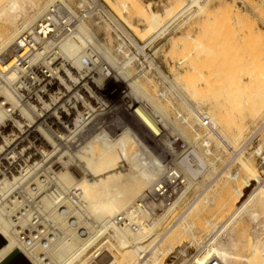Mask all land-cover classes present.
<instances>
[{
  "label": "bare ground",
  "instance_id": "6f19581e",
  "mask_svg": "<svg viewBox=\"0 0 264 264\" xmlns=\"http://www.w3.org/2000/svg\"><path fill=\"white\" fill-rule=\"evenodd\" d=\"M37 1L9 0L3 4L1 3L2 1L0 2V77H6V74L3 73L6 72L8 68L16 64L13 52L16 50L17 40L21 34L26 31H30L38 24L41 25L40 30L45 36L47 32H54L51 38L46 37L47 40L43 43L42 51H38L35 55L32 54L30 59L31 64L36 65L40 58L44 55H48V62L46 60L43 63L46 65V68L49 69L50 77L52 78L53 83L52 80L48 81L47 90L44 91L46 93L44 97L45 100L44 102L40 101L41 108L38 111L45 114L46 128H43L40 125L33 126L34 119H32L33 117L31 111L32 108L35 109L37 106L27 107L23 104H18L19 101L16 99L12 91L14 89L10 83V80H13L16 77V71L14 73V70H9L7 73L10 74V77L7 79L5 78V82L0 86V98H3L5 104L9 105L12 110H17L19 114L17 118H9L10 114L7 112L6 108L0 104V129L2 134L5 135L2 137V141H0V237H3L6 241L0 248V264H9L11 259L16 258L14 256L16 253H20L21 256L28 260L30 264H97L98 261H96V258L100 255V253H94L95 255L87 258L86 260L78 258L84 250L94 244V242L98 239V236L102 234V231L104 233L107 230H110L112 233L111 239L113 243H115L114 245H116L117 249L119 248L118 250L121 253V256L119 255L120 258H117L115 255L111 254V252H108L111 258L108 264H157L155 260L151 262L150 256L147 255L149 251L146 252V250L148 247L152 246L155 248L156 242L159 240V236H162L159 232V225L162 222L165 223L166 219L171 218L176 214L173 207L177 206L176 204L178 200L185 195L187 190L194 189L195 195L190 198L192 199V204H190L191 207L183 213L184 215L191 212V210L195 207V202H199L205 198V188H203L202 191H196L195 189V187L198 186L202 180L198 182L193 179L191 180L192 175L194 176L199 167L203 166L200 164L206 163L204 161V157L198 153V150L194 147L193 158L188 159V157L181 155L180 159L177 158V165L168 167L165 173H163V170L161 173V169H159L161 161L159 162L158 159H155L154 157L151 158L149 156L148 160L138 157V155L142 156L139 153L130 158L132 169H130V166L124 164L125 159L129 158V155L126 152V147L132 143L137 146L143 145L136 141L137 139L134 138L130 129L127 127H121L122 130L116 132L112 137L106 133L107 129L103 126L104 123L100 121L109 114L110 105L108 97L110 94V88L116 90L117 83L122 85L124 88L122 96L124 100L128 101V105H126L127 108H132V112L139 120L140 124L149 129L156 136L163 132V130H160V126H163V124H161L160 115H158L159 120L157 121V119H155L157 117H155L154 114L155 110L151 108L152 106H149L150 104L152 105L150 102L151 99L149 100L150 97H146V94L143 93L145 89L142 91L141 87L138 86L135 76H129L128 74L122 73V71L117 72L118 68L115 67V63L109 58V54H107L108 51L107 53L105 51L106 48H100L96 43H94L95 40L93 41L91 39L92 37L83 36L85 35L84 24L82 25L81 21L76 24L75 17L73 16L74 14L71 12L68 5L64 3V0H49L46 4L43 3V5ZM188 2L197 6V0H190ZM28 7L30 13L26 16H22L23 19L22 21L20 20L21 24L18 25L16 17H18L17 15L19 14L16 15L14 12L16 9L17 11L20 9L19 13L22 15L25 13V8ZM199 7L200 6L198 5L197 9ZM185 9L187 8H181L177 13L182 14ZM81 32H84V34L82 35ZM83 38L91 43V48L84 53L83 51H80L81 48H83L81 50H84L85 47V45L84 47H81L83 45L81 41ZM187 55H190V53ZM190 63L193 62L191 61ZM233 64H231V66ZM201 76L202 75H200V77ZM205 82L206 80L204 83ZM232 82H234V80ZM234 83L237 84L238 82ZM209 85L211 88L216 87L215 84L213 86L211 84L206 86L210 88ZM225 85L228 87L227 84ZM231 87L234 88L235 86L231 85ZM238 87L240 89L243 88L240 86ZM224 89H226L225 86L222 88V91ZM234 90L236 91V89ZM242 90L239 91L242 92ZM212 91H214V89H212ZM226 92H228V90ZM223 93L225 94L224 91ZM229 93L227 95H229ZM220 94H218V96H220ZM260 94L262 95V93ZM81 95L83 98H81ZM234 95L235 93L233 95L230 94L229 97L233 98ZM218 96L216 97L217 99H219ZM244 97L245 99H248L246 96ZM237 98L239 99V97ZM233 99H236V97ZM203 100H205V98ZM231 100L229 99V101ZM140 102H147L150 104H146L147 106H145L144 104H140ZM225 102L226 104L229 103L228 101ZM253 102L256 103V101ZM254 103H251V107L249 108H254L256 105ZM37 104L38 103L35 102V105ZM91 104L92 107L90 110ZM223 105L224 107L220 105L221 108H225L224 103ZM263 105L260 106L262 107ZM157 107L155 106V108ZM244 107V109H247L246 106ZM79 108L84 110L81 112L83 115L76 114ZM193 109L192 114H194V117H197L198 119L200 118V120L195 119L196 122H198L196 125L203 127L206 126L208 131L206 137H209V135L217 136L219 138L218 140L221 139L220 141H222L223 145L227 148H231L230 154L232 157L229 161H231V163H238L239 159L242 160L243 157L241 152L245 150L247 142L251 141V132L245 142H243L239 149L236 150L235 145L237 144L234 142L235 137H237V141L244 131L243 128L240 127V121L239 124H237L239 127L234 126V124L233 128H228V132L231 133L230 135L235 136L232 141L230 135L226 136V132H223L224 129L227 131L226 128L231 126L225 125L226 123H224L223 115L221 117L222 119L220 118L221 113L219 109V112L216 114H214L215 112L212 113L210 111H203L200 108L197 109L193 107ZM252 114L250 115L252 116ZM254 116H256V114ZM85 119H88L92 123L91 127L94 123H101L97 126L99 128H95L92 138L88 135L90 126L88 128L86 121H84ZM177 119L186 122L189 117L178 115ZM220 119L223 122H221ZM232 120L234 121L235 118ZM223 123L226 127H224ZM171 125L173 126V124ZM261 125L264 127V122H262ZM30 126H33L32 128L34 131L38 132L42 136L45 147L44 153L47 156L46 162L49 166L45 170V180H36L31 183H25L24 180L28 179H25L21 174L23 171H27L28 166L26 164L25 167L22 168L20 175L12 174L7 176V174L3 173L1 169L3 165L1 161L2 158L4 161H10L12 159L11 156H9L11 152V139L6 136L8 134H10V136L17 134V130L19 131L18 134H20L24 131L23 128ZM221 126H223L224 129ZM85 127L88 128L87 131L85 134H81L82 136H79ZM163 128H165V125ZM175 131L177 132V128H172L170 130V134H173ZM176 136L175 138L173 137V141L177 142V145L183 144L181 154L188 152L192 148L191 143L186 142L185 137H183L182 134L179 135L178 132L176 133ZM197 136L199 137V133ZM83 138L87 139L85 140L84 146L80 147L83 143V141H81ZM179 139H182V142L179 141ZM72 140H74L73 143H75V145L72 146L73 148L67 147V143H70ZM204 144L205 142H203V145ZM205 146L206 145H204V147ZM20 147V156H25L28 151L26 145H22ZM94 148L97 150L96 152L94 151ZM256 149V154L262 156L264 160L262 149L260 147H257ZM149 152L146 153L149 154ZM206 152H208V150H206ZM214 155L215 154H213V156ZM116 156H119L118 161ZM56 157L57 159L55 162L57 164L53 167L51 161ZM238 165L240 166L239 163ZM51 173H53L54 176H52ZM159 173H161V175H159ZM156 175H159V178L154 180ZM226 176L230 178V180H238L239 178H237V173L233 177L231 174H227ZM173 178L181 179L180 183L176 184V182H172ZM250 179H256L259 184V186L255 189L256 198H254V200H257L258 198L260 199V204L261 202L264 203V182L259 180V177L257 178L254 170V172L249 176H243L239 182H237V187L232 189L231 195L235 196L236 200L239 199V201L237 200V204L240 203L242 198H244L242 189L250 186ZM122 180H125L127 183H123V186L125 187L121 190L120 184L122 183ZM144 184L150 185L145 191L140 193ZM165 188L174 191L175 198H178L177 202L176 200L175 202H172L171 208L165 210L163 209L164 211L162 210V213L158 211L153 212L152 209L154 208V204L151 202L152 200L150 196L154 191L157 190L159 192ZM226 191L229 190H225V193L222 190L224 196H221L220 201V203L222 202L221 205L223 204L224 208L227 203L230 202V200L228 201V198L231 199V195L229 197V194ZM178 192L179 194L176 195ZM133 196L134 200L132 201L131 206L121 212V209L125 206L127 199ZM247 201L248 197L244 203L235 208V211H232L234 212L233 215L235 218L237 217V220L233 219L234 221H237L236 223L239 221L238 217L241 219L245 215H248L253 219L256 218V212L248 211ZM212 202L213 200H211V203ZM259 202L256 201V203ZM226 207L228 208V205ZM131 210H134V215H131L128 220L130 223L137 225L136 230H133L132 227L127 225L118 226L113 224L115 216L118 214L129 213ZM18 212H21V215L16 217ZM147 216H150L152 219L147 220V222H144V220H142V222H140L141 220L139 221L141 218H145L146 220ZM229 216L231 215L229 214ZM35 217L40 219V224L44 229L41 238L28 244L19 242L17 236L18 227H20V229L29 227L33 228L31 225ZM167 221V223H169L170 219ZM206 223L210 224L209 227L212 228L209 220L208 222L206 221ZM212 224L214 225V223ZM214 226L213 228L216 230L217 228ZM262 226L264 229V223ZM172 233H174V231ZM161 239L160 241L163 240ZM250 242L251 241H249V244H247L248 246H246L247 251L245 252V255L230 254L223 250L224 245L222 246L219 242L218 244L221 245L223 249L220 246L221 250L218 251L214 246H211L209 254L206 252L208 255H205L204 259L202 257L203 260L201 264H264V243L256 236H254L253 241L251 243ZM159 252L162 253V250ZM17 260H19L17 262L21 264L24 263L21 259L17 258Z\"/></svg>",
  "mask_w": 264,
  "mask_h": 264
},
{
  "label": "rangeland",
  "instance_id": "374dc122",
  "mask_svg": "<svg viewBox=\"0 0 264 264\" xmlns=\"http://www.w3.org/2000/svg\"><path fill=\"white\" fill-rule=\"evenodd\" d=\"M7 1L9 0H0L2 4ZM48 1L38 0L37 2L43 5V3L46 4ZM188 1L190 0H64V3L73 12L76 24L80 23V21L82 25L84 24L85 35H83L84 32H81V34L85 37H92L91 39L95 40L96 42L94 41V43L100 48H106L105 51L106 53L108 51L109 58L115 63H113L115 67L118 68L117 72L122 71V73L129 76H135L138 86L141 87L142 91L145 89L143 93L146 94V97H150L149 100L151 99L150 102L152 103V105L147 102H140V104H144L145 106L150 104L149 106H152L151 108L155 110L154 114L157 117L155 119L158 121V115H160L161 124L165 125L166 129L162 125L160 126V130H163L161 134L158 136L154 135L149 129L140 124L133 114L132 108H127L128 101L124 100L122 96L124 93L122 85L117 83L116 90L110 88L108 97L110 105L109 114L100 121L104 123L103 126L107 129L106 133L112 137L116 132L127 127L134 138L137 139L136 141L145 147V151H150L148 154L144 151L143 146H137L132 143L126 147L129 158L125 159L124 164L130 166V169H132L130 158L139 153L142 156L138 155V157L147 160L149 157H154L159 162L161 161L159 169H161V173L163 171L165 173L168 167L177 165V158L180 159L181 155L188 157V159L193 158L194 147L204 157V161L206 162L205 164H200L203 165L199 167L200 170L198 169L197 173L194 176L192 175V178L190 177L191 180L193 179L197 182L202 180L195 189L196 191H202L205 188L204 200L195 202V207L191 212L184 215L183 213L191 207L192 199L190 198L195 195V190H187L178 202V198L172 197V200L175 199L177 202V206L173 207L176 214L172 217L170 216L171 218L166 219L165 223L162 222L159 225V232L162 236H159V240H157L160 244L156 242L155 248L152 246L146 250V252L149 251L147 255L150 256L151 262L155 260L157 264H201L205 255L209 254L211 246H214L219 251L224 245V249H222L230 254L245 255L247 251L246 246H248L249 241H253L254 236L264 243V229L262 228V224L264 223V203L261 202L260 204V199L258 198L254 200L256 198L255 189L259 186L256 179H250V186L242 189L244 198L240 200V203L237 204L239 199L237 201L236 197L231 195L232 189L237 187V182L243 176L247 177L252 174L254 170L257 178L259 177V180L264 182V160L262 156L256 154V148L260 147L264 155V127L261 125L264 122V0H197V6L199 5L200 9H197L196 5L190 4ZM184 7L187 9L182 14H178L177 12ZM25 9V13L22 15L19 13L20 9H18L19 11L17 9L16 11L14 10V14H19L16 17L18 25L21 24L22 16L30 13L29 7ZM81 41L83 43L81 47H84V45L85 47L84 50H81L83 49L81 48L80 51L84 53L91 48V43L88 40H84V38ZM189 53L190 55H187ZM191 61L193 63H190ZM231 64L233 65L231 66ZM200 75L202 76L200 77ZM205 80L206 82L204 83ZM233 80L238 83L235 84L232 82ZM229 83H232L231 85L235 87H231ZM208 84L212 86L215 84L216 87H214L217 89L211 88L210 85L211 89L208 88L206 86ZM222 86H225L226 89L228 88V92H226V89L223 90L226 95L229 92L231 93L226 96L222 91ZM238 86L243 88L240 89ZM239 90H242V92ZM234 93L236 99H233L235 98L234 96L233 98L229 97L230 94L233 95ZM217 96L219 99L216 98ZM244 96L248 99H245ZM225 97L226 99L228 97V99L226 100ZM81 98H83L82 95ZM204 98L205 100H203ZM229 99H232L234 103L232 100L229 101ZM225 101L229 102L227 103L228 105ZM253 101H256V103ZM222 102L225 104V108H221V106L224 107ZM251 103L256 104L254 108H249L251 107ZM260 105H263V108ZM155 106L158 107L155 108ZM244 106L249 110L244 109ZM91 107L92 104L90 105V110ZM193 107L200 108L203 111L215 112L214 114L220 110V118L223 115L225 125L231 126L226 128L227 131L224 129L226 127L224 123V127L221 126L225 130L222 129L224 133L226 132V136L231 134L228 132V128L239 127L237 124L240 121V127L244 130L241 135L242 138L240 137L236 141L237 137L230 135L232 141L235 137L236 150L245 142L251 132V141L247 142L245 150L241 152L242 160H238L240 166L237 162L231 163L229 161L232 157L230 154L231 148L223 145L222 141H220L221 139L218 140L217 136L209 135V137H206L208 132L206 126L196 125L198 122L195 119L200 120V118L198 119L192 114ZM238 110L241 111L239 112ZM83 111V109L79 108L76 114L81 115ZM255 114L256 116H254ZM178 115L189 117V119L183 122L177 119ZM234 118L235 120L233 121L232 119ZM84 121H86L88 128L90 126L88 135L92 138L95 128H99L97 126L101 123H94L91 127L92 123L88 119ZM221 122L223 121L221 120ZM171 124L177 128L179 135L182 134L185 137L186 142L191 143L192 148L188 152L181 154V150L183 149L177 145V142L173 141L177 132L175 131L173 134H170L172 128L176 129ZM88 128L85 127L79 136L85 134ZM198 133L199 137L197 136ZM87 138L81 140L83 143L80 147L84 146ZM202 140L205 142V147ZM73 141L67 143L66 146L73 148L72 146L75 145ZM179 141L182 142V139H179ZM152 148L155 149V152ZM94 151L96 152L97 150L94 148ZM213 154L215 155L213 156ZM118 158L119 156H116L117 161ZM236 173L238 174L237 178L239 177L238 180H230L226 176L227 174H231L233 177ZM159 175H156L154 180H157ZM124 181L122 180V186L120 184L121 190L125 187L123 185L127 183ZM149 185L144 184L140 193L145 191ZM222 190L224 193L225 190H229L226 192L229 194V197L231 195V199L228 198V201L230 200L227 203L228 208L226 207L227 205L224 208L223 204L221 205L222 202L220 203L221 196H224ZM178 194L179 192L176 195ZM247 197L248 204H246L248 211L256 212V218L253 219L245 215L241 219L238 217V220L242 221L236 223L237 217L235 218L232 211H235L236 207L244 203ZM133 200L134 196L129 197L121 212L131 206ZM211 200H213L212 203ZM256 201L259 203H256ZM229 214L233 217L229 216ZM151 219L150 216H147L146 220L145 218H141L139 221L141 220L140 222H142L144 220V222H147V220ZM169 219L170 222L167 223ZM233 219L236 220L234 221ZM208 220L212 228L209 227L210 224L206 223ZM212 225L218 230H214L215 228ZM169 227L170 229L168 230ZM210 230L213 235L210 233ZM173 231L174 233H172ZM111 235L110 230L104 233L102 231V234L98 236L94 244L84 250L78 259L86 260L100 253L96 258L97 264H108L111 259L110 252L115 257L120 258L121 253L118 250L119 248L117 249L116 245H114L115 243H113ZM5 242L4 238L0 237V248ZM161 250L162 253L159 252ZM14 256L16 258L11 259L9 264H21L17 262L19 261L17 258L21 259L24 262L23 264H30L20 253H16Z\"/></svg>",
  "mask_w": 264,
  "mask_h": 264
},
{
  "label": "built area",
  "instance_id": "2783aa9c",
  "mask_svg": "<svg viewBox=\"0 0 264 264\" xmlns=\"http://www.w3.org/2000/svg\"><path fill=\"white\" fill-rule=\"evenodd\" d=\"M41 25L38 24L30 31H26L18 37L16 50L13 52L14 59L16 60V64L8 68L6 72V77H0V86L5 82V78L10 77V74L7 72L9 70L16 71V77L10 80L12 88L14 90L13 93L16 99L19 101L18 104H23L27 107L37 106L35 109L32 108V119H34L33 126L40 125L43 128H46V118L45 114L38 112L41 108L40 101L44 102L45 100V92L47 90L48 81L52 80L50 77V71L46 68V65L43 63L47 60L48 55H44L42 58L38 60L36 65L31 64L30 59L32 54L35 55L38 51H42L43 43L47 40L46 37L51 38L54 32H47L46 36L41 32ZM53 83V80H52ZM35 102L38 104L35 105ZM0 104L3 105L7 112L10 114L9 118H17L19 116L17 110H12L9 105H6L3 98H0ZM32 126V127H33ZM30 127L23 128L24 131L20 134L17 130V134L11 135L8 134L6 137L11 139V147L10 154L11 160L4 161L2 158L1 163L3 173L8 175L16 174L20 175L22 168L25 167V164L28 166L27 171L22 172V176L25 179V183L34 182L36 180L43 181L45 180V170L48 168L47 164V156L44 153L45 147L42 136L34 131V129ZM5 135L2 134L0 129V141H2V137ZM22 145H26L28 151L25 156H20L19 147ZM183 144L179 145L181 149ZM21 148V147H20ZM47 152V151H46ZM56 158L51 161L53 167L56 166ZM54 176L53 173H51ZM181 179L173 178L172 182L180 183ZM182 184V183H181ZM180 184V185H181ZM175 194L174 191L170 189H163L162 191H154L151 194V202L154 204L153 212H161L163 209L171 208L172 200ZM135 210V209H134ZM134 210L129 211V213L118 214L113 219V224L118 226H130L133 230L137 229V225L129 222V218L131 215H134ZM21 212L17 213V216H20ZM15 217V218H16ZM33 228H22L18 227V239L19 242L28 244L32 241L38 240L41 238V235L44 231L43 227L40 224V219L35 217L32 221Z\"/></svg>",
  "mask_w": 264,
  "mask_h": 264
},
{
  "label": "water",
  "instance_id": "95a60500",
  "mask_svg": "<svg viewBox=\"0 0 264 264\" xmlns=\"http://www.w3.org/2000/svg\"><path fill=\"white\" fill-rule=\"evenodd\" d=\"M19 254V253H18ZM19 256V255H18Z\"/></svg>",
  "mask_w": 264,
  "mask_h": 264
}]
</instances>
